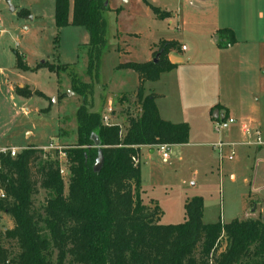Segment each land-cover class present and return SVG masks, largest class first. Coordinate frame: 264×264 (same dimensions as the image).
<instances>
[{"label":"rangeland","instance_id":"rangeland-1","mask_svg":"<svg viewBox=\"0 0 264 264\" xmlns=\"http://www.w3.org/2000/svg\"><path fill=\"white\" fill-rule=\"evenodd\" d=\"M195 1L202 4L192 13L184 9L190 8L187 0H106V45L98 76L89 77L88 33L81 26L56 28L54 0H0V147L34 145L49 157L59 158L66 189L62 150L76 144L74 113L81 98L62 66L71 65L83 82L92 83L89 109L102 115L110 107L109 122L118 124L123 133L125 109H136L138 77L135 71L117 65L153 60L155 46L172 40L182 48L179 55L184 66L161 73L155 81H145L144 95L151 90L159 94L155 103L162 119L188 124V142L170 146L167 160L162 159L157 144L142 147L138 189L142 202L157 205L158 223L164 225L181 223L185 201L195 196L202 198L201 221L205 224L264 217V201L248 195L249 186L243 181V175L250 180L256 172L251 156L254 146H235L232 160L227 159V147L220 154L212 147L218 142L244 140L240 123L248 120L254 122L253 128L259 127L264 141V0ZM150 6L173 13L178 9L181 14L160 19ZM223 26L232 28L240 39L226 53H220L211 39L215 29ZM16 57L28 69L18 68ZM39 64L53 66L57 74ZM18 90L28 96L18 95ZM36 91L45 97L37 96ZM121 95L125 99L119 101ZM218 104L226 106L228 116L236 119L219 132L210 119V108ZM219 112L223 113L220 108ZM261 169L259 163L257 177ZM230 173H234V181ZM46 196V191L38 189L32 197L34 206L43 205ZM251 210L256 213L252 215ZM0 216L3 232L12 221L8 215ZM3 244L16 251L14 243Z\"/></svg>","mask_w":264,"mask_h":264},{"label":"trees","instance_id":"trees-1","mask_svg":"<svg viewBox=\"0 0 264 264\" xmlns=\"http://www.w3.org/2000/svg\"><path fill=\"white\" fill-rule=\"evenodd\" d=\"M150 8L157 18L167 17L158 8ZM105 9V0H54L56 28L81 26L88 33L89 77L98 76L106 45ZM214 39L218 47H226L234 43V33L219 28ZM171 50L180 52L181 46L162 40L155 52L159 53L157 62L117 65L135 71L138 77L136 109H125L123 133L118 124L105 125L101 113L89 109L92 83L83 82L71 65L62 66L81 98L74 113L76 144L62 150L67 186L59 172L60 159L49 157L41 148L29 145L14 157H3L0 188L6 196L0 199V212L10 217L12 226L0 232V264H264L262 216L205 224L202 198L195 196L185 201L181 223L164 225L158 223L157 205L142 202L138 192L141 147L188 142V124L162 119L154 102L159 95H144L145 81H155L176 67L167 59ZM16 58L18 68L28 69ZM38 66L57 74L51 65ZM19 90L17 94L28 96ZM124 99L121 95L118 100ZM99 151L102 164L95 172ZM132 157L139 161L134 164ZM38 189L47 196L36 208L32 197ZM3 241L14 243L16 251L6 248Z\"/></svg>","mask_w":264,"mask_h":264},{"label":"crops","instance_id":"crops-1","mask_svg":"<svg viewBox=\"0 0 264 264\" xmlns=\"http://www.w3.org/2000/svg\"><path fill=\"white\" fill-rule=\"evenodd\" d=\"M187 1H189L188 3L190 4V8L189 7H184V9H187L188 10V12H192V13H194V12H196L197 10H199L200 9V5L202 4L201 2H199V1H195V0H187ZM197 2V3H196ZM158 8V7H157ZM159 9V8H158ZM160 10V9H159ZM161 12H164V13H167L168 15H167V17L166 18H168V17H175V16H177V17H179V15L181 14V10H179V14H178V9L176 10V12L175 13H173L171 10L170 11H167V10H160ZM155 15V14H154ZM182 16H183V13H182ZM219 28H230V27H227V26H223V27H219ZM219 28H216L215 29V32L219 29ZM232 31H233V29L232 28H230ZM215 32L212 34V36H211V39H212V42H213V44L215 45V47H216V49L221 53H226V52H228V51H230L231 49H233L236 45H239V40L240 39H238V38H236V36H235V33H234V31H233V33H234V43H232V44H230V45H227L226 47H218L217 45H216V43H215V39H214V34H215ZM158 45V44H157ZM157 45L155 46V50H157ZM155 50H153V52L155 51ZM181 51H182V48H181ZM180 51V52H181ZM153 52H152V54H153ZM180 52H176V51H173V50H171V51H169L168 53H167V59L169 60V62H171V63H173V64H175L176 65V67L174 68V70L175 69H178L179 68V66L180 65H182V66H184L183 65V58L179 55L180 54ZM150 61V60H149ZM189 61V60H188ZM181 66V67H182ZM173 70V69H172ZM171 70V71H172ZM170 71H168L167 73H169ZM166 72H163L162 74H165ZM161 74V75H162ZM19 87H23V85H19ZM32 87H30L29 89H31ZM151 92H153V93H156L154 90H151V91H149L147 94H149V93H151ZM157 95H159L158 93H156ZM19 95V94H18ZM22 96V95H21ZM156 99V98H155ZM155 99H154V102H155ZM155 105H156V103H155ZM156 107H157V105H156ZM219 108H220V111L222 110V112L223 113H225V114H227L228 115V113H229V109L226 107V106H224L223 104H218V105H215V106H213V107H211L210 108V119H212V112L215 110V109H217V110H219ZM157 109H158V107H157ZM158 112H159V110H158ZM159 115H160V112H159ZM161 117V116H160ZM253 127V126H252ZM236 130V129H235ZM234 130V131H235ZM238 131V130H237ZM262 140V139H261ZM262 142H263V144L262 145H259V146H255L254 145V148H252L253 150H251L252 152H251V156H252V158H254V167H255V170H256V172H257V168H258V165H259V163H261L262 164V169H261V172H260V175H259V177H257V173L256 172H253V175H252V177L250 178V180H249V178L247 177V176H245V175H243V181H244V183H246L248 186H249V192H248V195H251V194H254V195H258V197H259V199H260V201H264V141L262 140ZM177 145H180V144H177ZM142 147H144V146H142ZM142 147H141V151H142ZM147 149H149L151 152H152V150L153 149H151V148H147ZM141 151H140V158H139V160L141 161ZM249 151H250V149H249ZM246 158L247 159H249V154L248 153H246ZM248 166L247 165H245L244 166V170H248ZM253 170H254V168H253ZM229 177H230V179H231V181H234L235 180V175H234V173H230V175H229ZM262 211V210H261ZM250 213L252 214V215H254L256 212H255V210H251L250 211Z\"/></svg>","mask_w":264,"mask_h":264},{"label":"built area","instance_id":"built-area-1","mask_svg":"<svg viewBox=\"0 0 264 264\" xmlns=\"http://www.w3.org/2000/svg\"><path fill=\"white\" fill-rule=\"evenodd\" d=\"M107 114H102V121L105 125H110L109 122V116L111 115V108H107L106 109ZM214 122L213 125V129L217 132L227 129L230 125H232L233 123L236 122V119L228 116L225 113H221L218 118L216 119H212ZM253 121L252 120H248L247 122H241L240 123V132L242 137L244 138V140H242L241 142H229V143H222V142H218L216 144H213L212 147H215L218 151V153H222V149L224 147H227L229 152L227 155V159L228 160H232L233 156H234V148L237 145H246V146H259L262 145L263 142L261 140V132L259 127L255 126L254 128L253 126ZM247 138H252V139H247ZM156 149H158L161 153L162 159L163 160H167L168 158V153L167 150L170 147L167 144H157L156 145ZM22 148H15L12 146H1L0 147V172L2 170V159L5 156H10V157H14L16 155V153H18ZM132 161L134 164H136L139 160L137 157H132ZM60 174L62 175L64 172L63 167L60 168L59 170ZM5 193L4 191L0 188V199L5 198ZM2 213V212H0ZM4 214V213H3ZM6 215V214H5ZM0 220H1V216H0Z\"/></svg>","mask_w":264,"mask_h":264},{"label":"water","instance_id":"water-1","mask_svg":"<svg viewBox=\"0 0 264 264\" xmlns=\"http://www.w3.org/2000/svg\"><path fill=\"white\" fill-rule=\"evenodd\" d=\"M105 5H106V0H105ZM10 10L11 11H13L14 9L12 8V7H10ZM158 57H159V53H156L155 54V56H154V58H153V60H152V62H157V59H158ZM221 113L219 112V110H217V109H215L213 112H212V119H216V118H218V116L220 115ZM94 139V143H95V145L96 146H98L99 145V141H98V139L96 138V137H94L93 138ZM101 164H102V155H101V153H100V151L98 152V155H97V158H96V160H95V163H94V165H93V170L96 172V171H98L99 169H100V167H101ZM263 220H264V217H263Z\"/></svg>","mask_w":264,"mask_h":264}]
</instances>
